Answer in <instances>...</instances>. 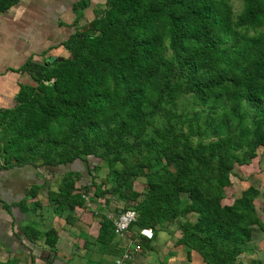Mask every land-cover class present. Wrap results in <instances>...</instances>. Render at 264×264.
<instances>
[{"label": "trees", "instance_id": "obj_1", "mask_svg": "<svg viewBox=\"0 0 264 264\" xmlns=\"http://www.w3.org/2000/svg\"><path fill=\"white\" fill-rule=\"evenodd\" d=\"M19 1L0 0V13ZM240 1L234 22L224 0H104L105 8L85 29L74 30L60 42L69 54L37 64L32 74L36 83L20 84L16 107L0 109V126L11 133L3 156L9 160L0 171L24 164L66 165L100 148V157L109 161L120 153L152 151L149 141L154 137H149L148 128L164 116L165 126L153 127L152 134L167 143L165 162L147 173L155 180L137 207L129 208L137 214L129 229L134 224L151 228L155 220L145 212L154 206L157 220L196 211L192 230L197 234L186 230L181 241L206 264H230L245 250L250 231L245 222H259V217L247 193L222 206V187L234 162L250 160L254 147L264 146V33H249L264 25V0ZM168 47L171 57L164 55ZM31 64L30 56L15 71ZM174 67L178 77L171 83ZM177 92L192 94L200 107L177 116ZM22 107L27 111L19 112ZM176 116L180 124L196 126V138L190 129L180 134L181 125L174 130L171 121ZM62 147H70L71 155L51 154ZM23 151L29 156L11 161L12 154ZM139 165L135 161L134 166ZM71 174H63L57 192L49 191L56 213L82 201V193L71 192ZM136 175L135 168L123 170L107 191L94 185V194L124 192ZM182 192L190 199L183 206ZM13 204L0 197V206L9 213ZM114 235L113 222L105 218L95 243L108 247ZM45 242L53 250L55 235L47 232Z\"/></svg>", "mask_w": 264, "mask_h": 264}, {"label": "rangeland", "instance_id": "obj_2", "mask_svg": "<svg viewBox=\"0 0 264 264\" xmlns=\"http://www.w3.org/2000/svg\"><path fill=\"white\" fill-rule=\"evenodd\" d=\"M231 7L232 20L235 22L237 16L242 9V3L240 0H224ZM22 5V12L25 17L32 19L34 22H38V26L35 23V30L38 33V40L35 41V46L32 49H43L45 47L53 46L50 54L47 56L40 55L37 58L32 59L34 64L27 66L25 71L20 72V78L18 84H35V80L32 78V74L36 71V65L44 61L53 60L55 57L66 56L68 51L63 46L59 45L64 41L69 34L74 30H83L87 24L96 17L104 8L105 3H94L93 0H20ZM95 4V5H94ZM237 28V27H236ZM237 30H240L237 28ZM263 32L264 25L257 27L255 30L250 29L249 33ZM27 47V46H26ZM16 52V51H15ZM0 55H4V51L0 50ZM165 57H171L172 50L168 47L164 52ZM20 59H22L19 56ZM13 64V63H12ZM177 66V64H174ZM107 71V70H106ZM216 74H212L215 76ZM230 75V74H227ZM178 77V70L173 68L171 73L170 82L173 83ZM43 83V82H42ZM49 81H44L43 84H47ZM109 91L112 94L113 85L109 84ZM39 93V92H38ZM42 94V92L40 91ZM7 99L3 107L0 109L12 108L15 106L14 99ZM41 100V98H39ZM176 102V115L183 116L184 113H192L196 111L200 105L195 102L192 94H182L177 92L175 94ZM34 107H37L35 104ZM27 108L19 109V112H25ZM174 117L173 122L174 130L177 131L179 126L183 127L180 134H187L190 129V135L194 138L197 137L195 132V125H188L186 123L180 124L178 118ZM164 116H158L148 128L149 137L152 135L154 138L149 141L152 145V151L146 152L147 148L143 149V154L137 155L136 153H120L118 158L113 161H109L104 157H100V152L104 151L103 148L97 150V154H90L84 160L75 159L73 162L61 166L42 165L35 167L32 164H24L22 166H15L8 170L0 171V183L2 185L9 184L14 179L15 183H19V191L22 190V198L17 202L20 205L21 212L25 215V224H20L17 227L23 228L30 234L25 236V240L29 242L25 247L26 251L21 259L12 258L7 260L14 261L15 264H30V255L33 250H51L48 244L45 242L46 233L50 232L58 237V232L61 229L76 231L72 228V225L77 224L78 227L87 230L90 237H95L100 231V227L105 218L110 219L113 222L114 218H117L124 210L129 208H136L137 204L143 200L145 194L149 189L150 182L154 181L150 174H147L150 170H154L165 162L163 156V150L167 143H162V139L158 138V135L152 134L153 127L162 128L165 126ZM20 120L19 115L16 116L15 121ZM11 120L8 121L10 123ZM193 132L191 133V131ZM11 137V133L5 132L0 126V165L5 164V161L9 158L3 157L5 154L4 147L7 145L8 139ZM211 139V138H210ZM36 144V141H35ZM241 150L245 151V148ZM34 153H38L40 150H33ZM70 154V147H62L55 149L51 154ZM29 156V151H23L18 154H12L11 161L16 162L25 159ZM135 161L140 163L139 166H134ZM129 168L137 169L138 175L130 178L127 181L129 189H125L124 192L113 191L106 192L104 195L96 196L94 194L95 186H99L102 190L113 187L116 182V175L127 170ZM171 171L175 168L173 165L170 167ZM72 172V189L73 192L82 193V201L74 206L73 209L65 208L61 213L54 211V205L49 201V191H58V187L63 182V174ZM214 174V172H211ZM212 180L213 178H205ZM17 181V182H16ZM39 185V186H36ZM17 188V190H18ZM256 191V193L250 192V189ZM247 193L249 200L253 205L259 222L253 219L247 220L245 225L250 228L249 237L244 242L243 246L245 250L238 254L230 264H264V146L257 145L253 150V157L250 160L243 163H233L231 172L228 175V184L222 187V197L220 198V204L224 207L230 206L234 200L243 197ZM17 196L19 194H16ZM15 196V197H17ZM0 197L6 201L9 199L8 195H5L3 189H0ZM182 200V206L190 202L187 196V192L180 193ZM16 205V204H13ZM148 218H153L155 224L151 227L154 233V237L150 240L148 246L145 247V243H142L144 249L150 247L156 253L157 260L162 264L166 263L167 255L177 254L176 252L182 250L178 254L183 256V260L189 264H206L202 256L188 244H184L181 240L186 230H190L194 235L196 231L192 230L193 225L198 220V214L196 211H188L185 215H177L172 219H168L166 216L161 220H157L156 206L152 207L150 211L145 212ZM105 217V218H104ZM88 225L84 228L81 223L83 221ZM84 223V224H85ZM22 225V226H21ZM69 225V226H68ZM98 228V230H97ZM149 228V227H148ZM82 229V230H83ZM140 227L138 224H134L127 233V238L132 237V234L138 233ZM83 230V231H84ZM97 230V231H96ZM94 237V238H95ZM114 235L113 241L116 239ZM125 237V236H121ZM126 237L124 239H127ZM33 243V244H31ZM32 245V247H31ZM29 252H28V251ZM55 250V249H54ZM10 254V253H9ZM4 255V253H3ZM2 255L3 258H5ZM9 256V255H8ZM53 257V255H51ZM29 257V258H28ZM49 258L45 260L48 261ZM44 261V259H42ZM183 260L180 259L181 263ZM83 264H92V261L82 262Z\"/></svg>", "mask_w": 264, "mask_h": 264}, {"label": "crops", "instance_id": "obj_3", "mask_svg": "<svg viewBox=\"0 0 264 264\" xmlns=\"http://www.w3.org/2000/svg\"><path fill=\"white\" fill-rule=\"evenodd\" d=\"M19 2L7 11L0 13V50L4 51V55H0V106L2 107L7 99H14L19 88L18 83L22 82L19 81L21 71L15 70L21 67L30 56L34 59L42 54V56L49 55L53 47L48 45L43 49H32L36 44L35 41H39L38 33L34 28L35 23L36 26L39 24L37 21L34 22L32 19L23 15V7ZM93 2L102 3L104 0H93ZM19 185V183H15L14 179L9 184L6 183V185L0 183V189L2 188L5 195L10 197L9 199L5 198L7 202H17L23 197L21 195L23 190L21 192L19 191ZM16 194L19 195L17 196ZM10 211L11 213L0 206L1 261H6L7 258L21 259L26 251L25 246L29 243L25 240L23 231L17 227L20 224H25L26 218L24 213L21 212L20 205H11ZM84 223H81V225L87 228L88 225ZM72 228L76 229V231L71 232L68 228L59 230L55 250H33L32 255L29 256L31 259L30 264H83L82 262L88 261H92V264L109 263L127 245V240L124 239L125 237L117 236L108 247H104L101 244L95 243V235V238L90 237L87 230L82 228L83 231L77 224L72 225ZM135 234L132 235L140 241L141 246L144 247L142 243H145V247H147V242H149L150 246V241ZM143 247L142 251L134 254L133 259L127 264L163 263L157 260L156 253L153 249L150 247L144 249ZM179 252L182 254V250H180L176 252L177 254L167 255L165 264H189L185 262L186 260H183L184 258L178 254ZM46 258H52V262L49 260L46 261ZM180 259L183 260L182 263Z\"/></svg>", "mask_w": 264, "mask_h": 264}, {"label": "built area", "instance_id": "obj_4", "mask_svg": "<svg viewBox=\"0 0 264 264\" xmlns=\"http://www.w3.org/2000/svg\"><path fill=\"white\" fill-rule=\"evenodd\" d=\"M136 211L127 209L122 212L117 218L113 219V230L116 236H125L129 232V226L136 219ZM136 235V234H135ZM137 236L143 237L150 241L154 237L153 230L148 227L139 229ZM127 245L123 248L119 255H117L111 262L102 264H127L133 259L134 254L142 251L141 243L134 235L126 239Z\"/></svg>", "mask_w": 264, "mask_h": 264}, {"label": "water", "instance_id": "obj_5", "mask_svg": "<svg viewBox=\"0 0 264 264\" xmlns=\"http://www.w3.org/2000/svg\"><path fill=\"white\" fill-rule=\"evenodd\" d=\"M51 259H52V258H50V259H48V260L52 262V260H51Z\"/></svg>", "mask_w": 264, "mask_h": 264}]
</instances>
